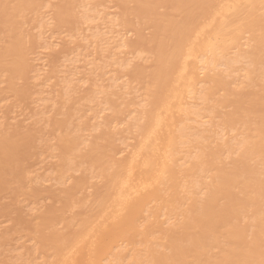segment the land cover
<instances>
[{"label":"bare ground","instance_id":"bare-ground-1","mask_svg":"<svg viewBox=\"0 0 264 264\" xmlns=\"http://www.w3.org/2000/svg\"><path fill=\"white\" fill-rule=\"evenodd\" d=\"M0 264H264V0H0Z\"/></svg>","mask_w":264,"mask_h":264}]
</instances>
